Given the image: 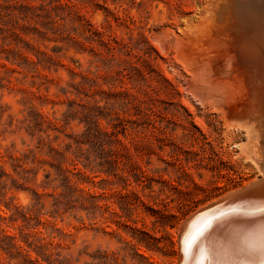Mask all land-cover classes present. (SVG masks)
<instances>
[{"label": "rangeland", "instance_id": "rangeland-1", "mask_svg": "<svg viewBox=\"0 0 264 264\" xmlns=\"http://www.w3.org/2000/svg\"><path fill=\"white\" fill-rule=\"evenodd\" d=\"M186 1L0 0V264H179L181 222L255 176L182 102L158 24Z\"/></svg>", "mask_w": 264, "mask_h": 264}, {"label": "bare ground", "instance_id": "bare-ground-1", "mask_svg": "<svg viewBox=\"0 0 264 264\" xmlns=\"http://www.w3.org/2000/svg\"><path fill=\"white\" fill-rule=\"evenodd\" d=\"M189 2L171 20L163 7L158 24L184 83L182 102L196 111L191 95L219 114L257 173L179 223V264H264V0ZM197 219L210 225L186 244Z\"/></svg>", "mask_w": 264, "mask_h": 264}, {"label": "water", "instance_id": "water-1", "mask_svg": "<svg viewBox=\"0 0 264 264\" xmlns=\"http://www.w3.org/2000/svg\"><path fill=\"white\" fill-rule=\"evenodd\" d=\"M202 210H204V208ZM202 210H200L198 212H201ZM198 223H200V222H198V219L193 222V224L191 226V229L193 231L191 233L187 234L186 241H185L186 244H192L197 240V238L202 237L203 236V230L210 225V222L205 221L204 223H202V226L199 227L200 224H198ZM185 254L189 255V248L188 247H186ZM204 261H205V259H203V261H202L203 264H204Z\"/></svg>", "mask_w": 264, "mask_h": 264}]
</instances>
